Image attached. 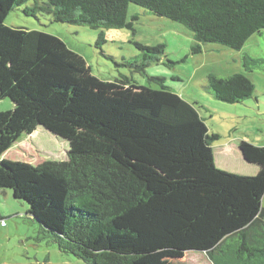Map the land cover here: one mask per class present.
Wrapping results in <instances>:
<instances>
[{
    "label": "trees",
    "instance_id": "1",
    "mask_svg": "<svg viewBox=\"0 0 264 264\" xmlns=\"http://www.w3.org/2000/svg\"><path fill=\"white\" fill-rule=\"evenodd\" d=\"M51 22L133 30L135 5L186 27L203 42L240 49L264 30V0H0V190L60 251L87 264H144L164 250L200 251L214 264H264V152L249 175L218 167L209 131L192 103L159 87L116 79L109 88L59 37L4 24L9 11ZM140 68L164 45L135 42ZM151 79L156 80L155 77ZM207 91L243 103L254 85L242 73L208 75ZM43 127L68 143L66 158L31 164L5 158ZM0 223L3 217L0 214Z\"/></svg>",
    "mask_w": 264,
    "mask_h": 264
},
{
    "label": "rangeland",
    "instance_id": "2",
    "mask_svg": "<svg viewBox=\"0 0 264 264\" xmlns=\"http://www.w3.org/2000/svg\"><path fill=\"white\" fill-rule=\"evenodd\" d=\"M24 7L25 4L9 11L4 24L59 37L83 57L105 88L124 77L139 85L158 88V79L162 78L161 82L171 91L194 105L209 131L219 134L212 142L218 167L245 175L259 169L252 153L264 152V30L251 35L240 49L203 42L199 43L200 51L192 53L196 43L186 27L135 5L128 7L129 17L137 14L133 30L51 22L47 14H24ZM135 42L148 46L163 44L164 54L159 61H150L140 68L143 53ZM233 73H242L254 85L253 96L243 103H225L207 91L208 75L226 77ZM12 106L8 98L0 99V111ZM67 149V141L39 127L21 137L3 156L35 165L65 159ZM27 207L25 201L13 197L10 189L0 190L3 217L0 264H87L60 251L39 223L26 213ZM144 264H214V261L200 251L164 250L147 257Z\"/></svg>",
    "mask_w": 264,
    "mask_h": 264
}]
</instances>
